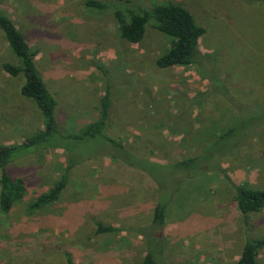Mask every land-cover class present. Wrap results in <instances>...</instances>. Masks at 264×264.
I'll return each instance as SVG.
<instances>
[{
    "label": "rangeland",
    "instance_id": "rangeland-1",
    "mask_svg": "<svg viewBox=\"0 0 264 264\" xmlns=\"http://www.w3.org/2000/svg\"><path fill=\"white\" fill-rule=\"evenodd\" d=\"M88 1L0 0V11L36 52L63 133L97 119L105 78L94 64L104 66L111 86L104 134L119 145L58 139L10 164L8 174L27 190L10 213L0 211V264H65L66 254L74 264H139V232L159 196L168 201L167 261L237 264L247 238H264V209L245 225L233 200V184L264 190V5L98 0L131 10L180 4L205 28L198 64L159 69L169 37L148 26L141 42L128 43L113 12L90 11ZM6 62L17 60L0 32V144L18 145L41 128V117L20 95L22 80L3 71ZM230 128L235 133L220 139ZM204 152L220 157L217 167L205 164L193 179L172 172L171 165ZM132 157L139 169L123 161ZM69 164L59 200L29 214ZM96 223L121 231L96 234ZM256 264H264V248Z\"/></svg>",
    "mask_w": 264,
    "mask_h": 264
},
{
    "label": "trees",
    "instance_id": "trees-1",
    "mask_svg": "<svg viewBox=\"0 0 264 264\" xmlns=\"http://www.w3.org/2000/svg\"><path fill=\"white\" fill-rule=\"evenodd\" d=\"M248 5H264V0H241ZM85 7L94 12H106L111 10L117 22V31L121 39L128 43L142 41L146 28L153 27L163 35L171 39L170 46L158 57L155 64L159 69L171 67H189L200 61L199 42L206 30L197 24L193 15L183 6L176 3L157 4L149 9L136 7L131 10L126 7H111L105 2L90 0ZM0 32L17 63H3L2 69L13 78L22 80L20 95L31 100L39 110L41 128L32 136L18 145L0 144V211L4 214L11 212L16 203L22 200L26 193V185L22 178H12L7 171L10 164L19 157L25 156L39 147L48 148L58 139L72 142H84L88 140H101L110 146L119 147L118 143L104 134L106 121L110 109L111 86L107 71L104 66L95 63L94 66L105 78V88L99 100L98 117L84 127L74 131L63 133L59 129L56 106L57 102L50 94L43 78L40 76L35 58L36 52L32 51L24 35L16 25L0 11ZM215 82V81H214ZM216 83V82H215ZM216 85H218L216 83ZM234 128L228 129L220 136V139L235 133ZM252 131L250 128L249 132ZM241 134L247 135L248 130ZM248 136V135H247ZM244 140V139H242ZM246 141V140H244ZM243 145V144H242ZM42 148V149H43ZM29 152V153H28ZM24 154V155H23ZM204 152V157L188 158L171 165L173 173L185 174L188 179L200 176L205 164L218 166L219 156ZM129 168L139 169L141 164L134 157L124 159ZM206 161V163H205ZM210 164V165H209ZM72 164H69L65 173L47 191L39 194L29 205L28 213L32 214L42 210L59 200L67 185L68 173ZM187 179V180H188ZM154 185L152 179H150ZM233 200L238 212L247 225L249 214H256L264 209V190L246 188L234 185ZM168 201L159 196L155 201L151 219L145 230H140L145 246V255L139 264H175L164 258L165 253V226ZM96 234H113L120 232L118 228L96 223ZM264 248V238H247L237 264H256L259 251ZM65 264H74L68 254L65 255Z\"/></svg>",
    "mask_w": 264,
    "mask_h": 264
}]
</instances>
